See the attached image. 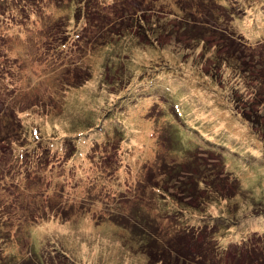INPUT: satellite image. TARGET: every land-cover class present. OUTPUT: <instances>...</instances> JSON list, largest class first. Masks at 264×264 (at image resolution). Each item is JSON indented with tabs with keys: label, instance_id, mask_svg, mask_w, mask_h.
Masks as SVG:
<instances>
[{
	"label": "rangeland",
	"instance_id": "rangeland-1",
	"mask_svg": "<svg viewBox=\"0 0 264 264\" xmlns=\"http://www.w3.org/2000/svg\"><path fill=\"white\" fill-rule=\"evenodd\" d=\"M152 1L143 7L148 19L177 12L169 0ZM215 1L223 11L212 0L180 1L200 31H212L207 48L183 32L182 43L163 36L154 46L141 30L93 50L80 38L87 22L75 19L76 2L28 1L24 15L9 7V22L0 21V136L8 126L4 137L14 138L0 139V264L37 263L39 254L46 264H150L143 231L156 254L173 252L193 224L146 188L145 170L152 160L185 165L195 150L241 185L225 171L231 195L203 213L215 217L218 264H259L264 215H250L264 210V85L219 67L213 53L216 33L243 43L249 76L264 80V0ZM77 77L83 85L70 87ZM232 219L240 223L230 235Z\"/></svg>",
	"mask_w": 264,
	"mask_h": 264
},
{
	"label": "trees",
	"instance_id": "trees-1",
	"mask_svg": "<svg viewBox=\"0 0 264 264\" xmlns=\"http://www.w3.org/2000/svg\"><path fill=\"white\" fill-rule=\"evenodd\" d=\"M28 1L36 2L37 0H28ZM28 1L22 0V4H21L19 0H0V4L4 2L8 3V6L5 9L6 11H4V13H0V21L2 22L1 25L4 26L5 23L9 22L8 18L3 17L4 15H7V11H9V7L11 12L18 11L19 14L24 15L25 11H27L28 8ZM38 1L40 3L44 2V0H38ZM80 1L70 0V2H76V6H75L76 13H74L75 19L77 20V17L79 16L78 13H80V17H82L83 19L82 18L79 19L87 22L85 30L82 36L80 35V38L81 40H84L86 44H90L93 50L98 47L102 48L112 45L116 39H119L121 37H125L128 35L138 36L139 34H141V30H145L144 34L149 38L150 41H152V45L154 46H157V44L153 43V41H155L154 39L160 40L163 36L170 37L175 40L179 39L178 42L180 41V43H182L179 35L180 33L183 32L185 33V35L189 37V42H194V44L197 45L196 48H200L199 47L200 45H202L204 48H207L208 41L206 38L207 35L212 32L211 30H206V32L200 31L201 29L199 30V27L196 26V22H195L196 20L194 19L193 15L187 13L190 8L184 7L183 4L180 3V1L182 0H176L175 2H173V0H169V3L172 4V6H174L175 11L177 12L169 16H166L167 20H165L164 17L163 18L160 17L159 11L154 12V14L157 15V16H152L154 17V19H148L146 17L145 13L147 12L144 11L143 7L147 4L148 0H121V1L118 0L115 4H113L110 7H102V6L98 7L99 4L98 6L94 4L95 0H80ZM212 1L216 2L215 0ZM49 2L55 4L56 2H58V0H49ZM132 2L136 7L133 6L131 7ZM154 2L155 1L153 0L152 3L155 4ZM129 4L130 7L128 9ZM244 4L245 6H247L246 3ZM217 5L218 3L214 6L216 7ZM87 7L89 10L88 13H86ZM220 7L222 8L223 11L222 5H220ZM46 8H49V6L46 5ZM199 8L201 12L202 8L201 7ZM34 14L35 13H31L30 18H32ZM110 14L115 15L114 17L115 23L114 24L109 23L107 25L105 19L109 17L108 15ZM181 14L184 15L185 17H182ZM17 17L18 15L16 17L13 16V19ZM171 17H174V19ZM11 23L12 22H10V24ZM216 35L218 36V37L216 36V39L218 38V40L216 42L217 45H215L216 47L213 55L218 54V52H220L221 57L215 60L216 63L219 65V67H221V65L224 63L228 65H232L234 67L233 69L236 70V73H239L242 77L243 76L249 77V79L255 80L256 82L261 84V87H263L264 80H261L259 78L254 79L253 76H249V71L247 69L248 68L247 57H246L247 55L245 53L246 51L243 43H237L236 41H231L230 39L225 40V38L223 36H220L218 33H216ZM82 37L84 39H82ZM190 47L186 46L187 49ZM257 60L258 61L264 60V56L258 57ZM233 62H237L241 65H243L244 63L246 65V68L237 70L242 67L236 69ZM260 66L261 65L258 66L254 65V68H256L259 71H262V68ZM262 76H264V73H262ZM75 81L77 82H73L69 86L75 88L83 85V82L79 79V77H77ZM242 115L245 122H251L252 118L250 116H248L247 114H242ZM9 129L10 128L8 126L5 127L4 134L0 136L1 140H3L4 138H10V139L14 138V136L4 137L5 134H8ZM173 136L175 137L174 134ZM10 144L12 143L8 142V145ZM178 146H179V150L183 152L179 144V141H178ZM195 151L185 152V153H189L190 156L189 162L185 163V165L184 164L181 165L172 164L171 166L169 164L153 165V167L157 166L155 171L151 166L153 161L152 160L148 166L149 168L145 170L149 172L146 175L148 182L147 186L149 187L143 185L145 184V182L143 183L141 182V184L148 189L151 188L159 195L165 194L166 199H168L169 209L171 210L173 209L172 213L175 216L174 218H176L179 222H185V221L188 222L190 220L189 221L191 222L190 224L191 225L193 224L192 225L193 227H191V231L184 229L183 232L185 233L183 235L185 236H181L183 237L181 240L183 241L182 243L178 241L179 239H181V237L171 242L174 251L170 252L169 254L163 251H159L160 253H157L158 254L157 255L154 246L152 244H149V241H151V235L143 231L142 234L140 235L141 242H145L144 247L146 246V248L144 249L148 254V258H151L150 264H155L156 261L157 263H161V264H218L217 259L219 258V254H220V250H219L220 246L215 243L216 239H214V236L216 237V234L218 232L214 228L209 227V224L213 223L212 221L215 219V217H213L214 219L213 218L206 219L203 213L206 211L208 207L212 206L216 201L218 200L220 201L222 199L226 201L228 200L229 197L228 195H231L228 189V185L224 184V180L221 179L223 178V174L226 171V167L224 163L225 161L223 157L218 153L217 156H219V158L223 160L225 167L224 170L219 171L215 164L212 165L204 161L202 162V159L197 158L198 155L194 156L196 155ZM72 155H75V152H73ZM4 169H6L5 166H3V170ZM141 169L142 167L140 168V170ZM227 174L229 175L228 178L231 177V180L235 184L236 182L238 183L237 185L238 188L239 187L241 188L240 182L237 179H235V177H233L230 173L227 172ZM221 185H223L225 188L222 189ZM232 196H236V195L232 194ZM159 199L163 201L165 200L162 198ZM193 212H196V215H193L192 214ZM263 215H264V210H262L261 212L254 211L253 214L250 216L251 218H255L253 220L256 219L258 220ZM226 220L228 221V223L229 221H231L229 219ZM238 224L235 223L233 219L231 224H228L229 229L227 231H229L230 235H231V231L235 227H237ZM221 237L224 236H220L219 239ZM247 241L245 239L244 243ZM156 255L159 257L157 258ZM36 256L37 259L39 258V261L37 263H32V264H46L42 261L40 254ZM234 264H245V262L238 260L234 262ZM259 264H264V255L262 256Z\"/></svg>",
	"mask_w": 264,
	"mask_h": 264
}]
</instances>
